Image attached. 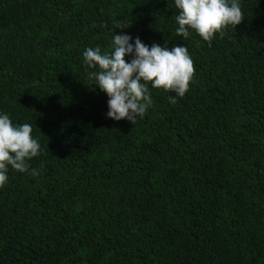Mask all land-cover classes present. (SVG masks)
<instances>
[{
	"label": "trees",
	"instance_id": "trees-1",
	"mask_svg": "<svg viewBox=\"0 0 264 264\" xmlns=\"http://www.w3.org/2000/svg\"><path fill=\"white\" fill-rule=\"evenodd\" d=\"M241 10L208 42L173 0H0V110L41 145L0 186V264H264V0ZM115 32L185 44V95L108 118L82 51Z\"/></svg>",
	"mask_w": 264,
	"mask_h": 264
},
{
	"label": "clouds",
	"instance_id": "clouds-1",
	"mask_svg": "<svg viewBox=\"0 0 264 264\" xmlns=\"http://www.w3.org/2000/svg\"><path fill=\"white\" fill-rule=\"evenodd\" d=\"M173 3L177 10L174 31L182 40L195 32L211 42L215 34L223 35L226 27L238 25L244 15L241 0H173ZM82 57L87 78L108 97L106 116L116 121L127 119L134 124L144 116L152 105L149 84L175 93L168 97L170 103H175L193 81V61L185 44H173L171 48L167 42L148 45L138 36L115 32L110 50L102 52L99 46H86ZM32 132L30 123H13L10 115L0 110V186L8 181L9 168L32 176L39 174L29 165L41 151Z\"/></svg>",
	"mask_w": 264,
	"mask_h": 264
}]
</instances>
